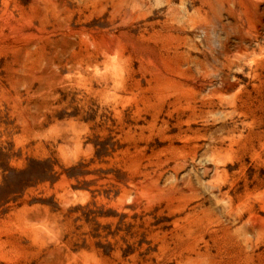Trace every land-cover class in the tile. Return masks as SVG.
<instances>
[{"label": "rangeland", "instance_id": "obj_1", "mask_svg": "<svg viewBox=\"0 0 264 264\" xmlns=\"http://www.w3.org/2000/svg\"><path fill=\"white\" fill-rule=\"evenodd\" d=\"M0 264H264V0H0Z\"/></svg>", "mask_w": 264, "mask_h": 264}]
</instances>
